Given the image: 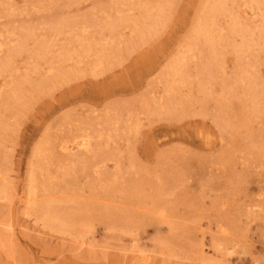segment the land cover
<instances>
[{
	"label": "rangeland",
	"instance_id": "374dc122",
	"mask_svg": "<svg viewBox=\"0 0 264 264\" xmlns=\"http://www.w3.org/2000/svg\"><path fill=\"white\" fill-rule=\"evenodd\" d=\"M217 2L0 0V264H264V0L192 42Z\"/></svg>",
	"mask_w": 264,
	"mask_h": 264
},
{
	"label": "bare ground",
	"instance_id": "6f19581e",
	"mask_svg": "<svg viewBox=\"0 0 264 264\" xmlns=\"http://www.w3.org/2000/svg\"><path fill=\"white\" fill-rule=\"evenodd\" d=\"M218 2L217 3H214V5H213V7L211 8V10L208 12V13H204L205 15H199L198 16V19H197V22H196V27H195V29H194V34H193V36H192V34H191V36H192V42L193 41H198L199 39H202V38H205L204 40H207V41H209L210 43H213L214 44V40H213V36H214V33H212L213 32V28H214V25H215V23H216V20H217V18H218V16L220 15V14H222V12L223 11H225V10H223L224 9V3H225V0H217ZM252 2V1H251ZM264 4V3H263ZM154 5V4H153ZM158 5V4H157ZM142 10H143V12L141 13V15H140V17H144V21H149V24L151 25V26H154L153 24H156V22H157V14H156V12H153L154 10L149 6V5H147V4H144V2H143V5H142ZM226 8V7H225ZM166 13V12H165ZM199 13V12H198ZM202 14H203V11L201 12ZM232 17V16H231ZM164 19V18H163ZM234 19H236V18H234ZM116 22V21H115ZM115 22H113V23H115ZM122 24V23H121ZM162 24V23H161ZM114 25V24H113ZM149 25V26H150ZM150 26V27H151ZM68 28H69V26H68ZM70 28H71V26H70ZM73 28V27H72ZM76 28V27H75ZM111 28H113V27H111ZM142 29V28H141ZM70 30V29H69ZM76 30V29H75ZM134 32V31H133ZM139 32H140V30H139ZM29 35H31V34H29V33H27L26 35H25V38L27 37V36H29ZM75 35H76V33H75ZM77 35H78V33H77ZM31 37H32V35H31ZM35 36H33V38H34ZM207 38V39H206ZM30 39V38H29ZM32 39V38H31ZM46 39V38H45ZM35 40H37V39H35ZM39 40H41V39H39ZM38 40V41H39ZM37 41V42H38ZM43 41V40H42ZM87 41V40H86ZM90 42V41H89ZM39 43H41L40 41H39ZM71 43V42H70ZM86 43V42H85ZM87 44V43H86ZM48 44L46 43V46H47ZM211 45V44H210ZM88 46H89V44H88ZM18 47V46H17ZM68 47H70V46H68ZM18 49V48H17ZM47 49V48H46ZM71 51V50H70ZM89 54V53H88ZM74 55V54H73ZM75 55H78V54H75ZM80 55V54H79ZM79 57V56H78ZM80 58V57H79ZM99 61V60H98ZM180 62V61H179ZM179 62H173L172 63V75H178L180 72H181V70H180V68H179ZM181 62H183L182 60H181ZM96 64V63H95ZM3 66H1L0 67V72L3 70ZM248 75V74H247ZM240 80V79H239ZM176 82V81H175ZM173 84H174V81H173ZM133 123V122H132ZM206 131V130H205ZM197 132V131H196ZM203 133H205V132H203ZM206 133H208L207 131H206ZM197 135V134H196ZM204 135V134H203ZM202 137H204V136H202ZM211 137V136H210ZM209 138V137H208ZM212 138V137H211ZM210 139V138H209ZM83 145V146H85L86 145V143L85 142H80L79 143V145ZM82 158V157H81ZM83 166V165H82ZM81 166V167H82ZM83 168V167H82ZM71 170V169H70ZM73 170V169H72ZM42 171V170H41ZM47 171V170H46ZM49 174V173H48ZM35 177V176H34ZM73 178H74V176H73ZM74 183V182H73ZM33 184V183H32ZM54 185V184H53ZM58 185V184H57ZM57 185H55V186H57ZM41 186V185H40ZM43 186V185H42ZM30 187V186H29ZM71 188H73V187H71ZM36 191V190H35ZM107 191V190H106ZM54 196V195H53ZM70 198V197H69ZM68 198V199H69ZM30 201V200H29ZM32 201V200H31ZM49 201H50V199H49ZM74 201V200H73ZM84 205V204H83ZM77 206V205H76ZM85 206V205H84ZM57 207V206H56ZM60 207V206H59ZM85 208V207H84ZM42 209H44L45 211L44 212H46V214H49V215H51V216H53V217H56V219H57V221H58V224L60 225V227H66V225H68L69 223H70V221H71V219H75V217L73 216V215H71L70 213H66V212H56V214H58V215H52L53 213H54V211H56L58 208H55L51 203H46L45 205H43L42 206ZM50 216V217H51ZM57 224V225H58ZM56 225V224H55ZM226 250L227 251H233V247H227L226 248ZM160 264H166L165 262H160Z\"/></svg>",
	"mask_w": 264,
	"mask_h": 264
}]
</instances>
